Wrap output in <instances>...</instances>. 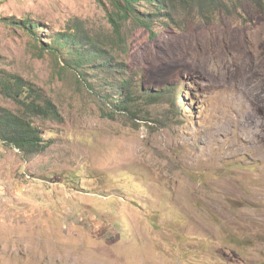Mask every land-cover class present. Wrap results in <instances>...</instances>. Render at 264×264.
Masks as SVG:
<instances>
[{
  "label": "rangeland",
  "instance_id": "374dc122",
  "mask_svg": "<svg viewBox=\"0 0 264 264\" xmlns=\"http://www.w3.org/2000/svg\"><path fill=\"white\" fill-rule=\"evenodd\" d=\"M133 9L0 0V83L60 114L32 117L38 152L0 140V264H264V3ZM72 32L68 44L99 55L82 68L55 43ZM126 80L174 90L114 110L111 84Z\"/></svg>",
  "mask_w": 264,
  "mask_h": 264
},
{
  "label": "trees",
  "instance_id": "16d2710c",
  "mask_svg": "<svg viewBox=\"0 0 264 264\" xmlns=\"http://www.w3.org/2000/svg\"><path fill=\"white\" fill-rule=\"evenodd\" d=\"M151 1V0H150ZM193 1V0H191ZM256 2L264 3L263 0H256ZM114 3L118 5L119 9L125 10L126 12L134 13L133 3L134 0H114ZM114 29H119V23L114 19ZM140 23H142L145 27L149 29L150 35L154 37L156 35L154 29L150 25V23L144 19H140ZM76 34L72 32L70 35H61L55 38L56 44L61 47H65V49L72 54L77 56L76 59L72 60L69 58L70 62L75 67H85L90 64L94 59L99 56L98 53H84L83 50L77 49L71 46L72 42L75 43ZM69 39L72 40L71 44L69 43ZM91 45H94L91 44ZM94 47V46H93ZM103 66H105L103 64ZM107 66V65H106ZM10 80H3L0 83V86H3L1 89L2 92H7L8 90L11 92V97L19 98L22 104V111L20 113H16L12 110L5 109L0 106V140L7 142L11 145H14L16 148H19L23 151H27L28 153L38 152L40 151L42 146V140L40 137V129L33 124L32 117H41V118H53L58 119L60 117L58 107L54 104L52 99L45 97L44 95L37 96V91L32 90L26 84H20L16 80L14 81V85H11ZM141 87V86H140ZM116 88L119 90L117 100L111 98L112 108L114 110L120 111H129L134 107L136 92L138 95L146 94V96L158 99L163 96L166 92H171L174 89H167L165 91H158L154 94L148 92L143 93L140 88L134 85L131 80H126L125 83L111 84V89ZM23 89V90H22ZM33 92V95L29 94ZM23 112L25 114H23Z\"/></svg>",
  "mask_w": 264,
  "mask_h": 264
}]
</instances>
